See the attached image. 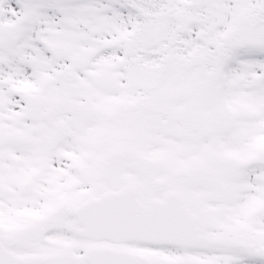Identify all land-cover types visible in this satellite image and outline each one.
Segmentation results:
<instances>
[{
	"label": "snow or ice",
	"instance_id": "snow-or-ice-1",
	"mask_svg": "<svg viewBox=\"0 0 264 264\" xmlns=\"http://www.w3.org/2000/svg\"><path fill=\"white\" fill-rule=\"evenodd\" d=\"M0 264H264V0H0Z\"/></svg>",
	"mask_w": 264,
	"mask_h": 264
}]
</instances>
